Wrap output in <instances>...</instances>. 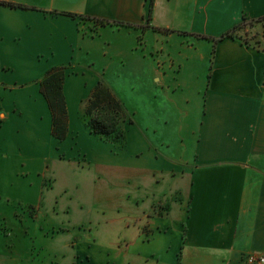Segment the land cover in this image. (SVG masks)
Wrapping results in <instances>:
<instances>
[{"label": "crops", "instance_id": "1", "mask_svg": "<svg viewBox=\"0 0 264 264\" xmlns=\"http://www.w3.org/2000/svg\"><path fill=\"white\" fill-rule=\"evenodd\" d=\"M83 17L131 27L98 25L92 32L96 24ZM262 19L264 0H0V165L64 161L124 169L133 175L129 184L138 183L128 195L135 203L157 193L178 199L148 237L161 245L180 241L178 264H247L264 256V50L236 34L221 39ZM155 36L156 50L173 55L160 68L151 59ZM61 67L69 115L64 141L52 134L40 86ZM100 82L125 108L142 103L150 123V133L129 123L120 152L83 120ZM166 88L175 94L164 96ZM172 129L191 136L181 161ZM76 147L79 158L68 151ZM165 183L170 188L160 193Z\"/></svg>", "mask_w": 264, "mask_h": 264}, {"label": "rangeland", "instance_id": "2", "mask_svg": "<svg viewBox=\"0 0 264 264\" xmlns=\"http://www.w3.org/2000/svg\"><path fill=\"white\" fill-rule=\"evenodd\" d=\"M236 38L264 50V21L243 24ZM140 45L142 49L147 46L143 37ZM157 46L155 36L150 44L151 59L160 68L162 63H171L173 55L157 51ZM174 89L166 88L164 96L168 91L174 95ZM126 108L133 116L134 130L142 133L147 128L150 133V123L142 117V103L128 102ZM179 118L172 121L175 126ZM128 126H124L123 144L96 137L120 152L128 145ZM186 131L181 134L172 129L177 141L174 155L180 161L188 157L192 144ZM152 137L160 139L159 133ZM58 150L63 152L61 147ZM68 151L77 158L83 154L77 147ZM132 176L124 169L97 170L75 162H4L0 165V264H178L180 241L172 238L171 245H161L148 238L158 232L153 226L168 218L170 205L178 199L157 193L135 203L128 196L138 185L129 184ZM136 177L143 179L142 175ZM165 185L160 193L170 188L169 183Z\"/></svg>", "mask_w": 264, "mask_h": 264}, {"label": "trees", "instance_id": "3", "mask_svg": "<svg viewBox=\"0 0 264 264\" xmlns=\"http://www.w3.org/2000/svg\"><path fill=\"white\" fill-rule=\"evenodd\" d=\"M83 19L94 21L96 26L95 29H92V32L96 30L98 25L131 27L129 24L120 22L109 23L84 17ZM262 21L264 19L260 20V22ZM242 26L243 24L235 27L222 36L221 39L235 38V34ZM66 77L67 70L65 67H61L49 71L40 82L41 92L46 98L53 116L52 134L59 141H64L69 131V115L64 94ZM83 120L87 129L93 135L118 144H123L126 140L125 124L133 122L124 104L102 82L98 84L88 99L83 113Z\"/></svg>", "mask_w": 264, "mask_h": 264}, {"label": "built area", "instance_id": "4", "mask_svg": "<svg viewBox=\"0 0 264 264\" xmlns=\"http://www.w3.org/2000/svg\"><path fill=\"white\" fill-rule=\"evenodd\" d=\"M247 264H264V256L250 257Z\"/></svg>", "mask_w": 264, "mask_h": 264}]
</instances>
